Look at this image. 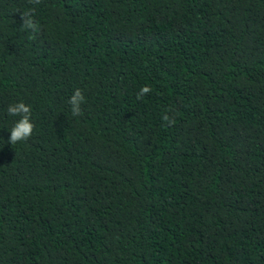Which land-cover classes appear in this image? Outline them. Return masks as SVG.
Returning a JSON list of instances; mask_svg holds the SVG:
<instances>
[{"label":"trees","instance_id":"1","mask_svg":"<svg viewBox=\"0 0 264 264\" xmlns=\"http://www.w3.org/2000/svg\"><path fill=\"white\" fill-rule=\"evenodd\" d=\"M0 264H264V0H0Z\"/></svg>","mask_w":264,"mask_h":264},{"label":"clouds","instance_id":"2","mask_svg":"<svg viewBox=\"0 0 264 264\" xmlns=\"http://www.w3.org/2000/svg\"><path fill=\"white\" fill-rule=\"evenodd\" d=\"M34 3H39L40 0H33ZM22 28L37 32L38 24L33 18V10L25 11L21 14ZM152 89L148 86H143L140 92L137 94L138 98L150 93ZM85 97L80 89H77L69 100L71 106V112L73 116H79L81 114V105L84 103ZM8 113L13 116H19L20 119L14 124L10 131L9 142L16 144L21 141H26L33 132L34 125L31 122V109L23 102H19L15 105H11L8 108ZM163 120L168 123H174V120L170 119L168 115H164Z\"/></svg>","mask_w":264,"mask_h":264}]
</instances>
